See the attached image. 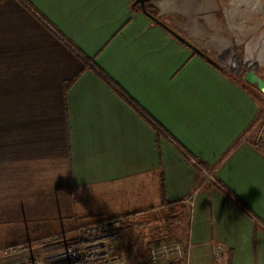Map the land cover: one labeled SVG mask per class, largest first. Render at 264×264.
Masks as SVG:
<instances>
[{
	"label": "crops",
	"instance_id": "1",
	"mask_svg": "<svg viewBox=\"0 0 264 264\" xmlns=\"http://www.w3.org/2000/svg\"><path fill=\"white\" fill-rule=\"evenodd\" d=\"M152 6L218 64L133 0H0V238L122 214L137 232L161 211L191 264L212 246L264 264V153L242 140L264 95L232 71L264 69V0Z\"/></svg>",
	"mask_w": 264,
	"mask_h": 264
},
{
	"label": "rangeland",
	"instance_id": "2",
	"mask_svg": "<svg viewBox=\"0 0 264 264\" xmlns=\"http://www.w3.org/2000/svg\"><path fill=\"white\" fill-rule=\"evenodd\" d=\"M153 9L156 11V14H159L157 8ZM165 17L163 20L170 25L172 23L169 21L171 20V17ZM231 49L236 50L234 48ZM231 49L230 54L233 52ZM252 66L254 67V65ZM208 179H210V177H208L204 172V181L202 185ZM190 199H192V196ZM193 201L194 198L190 203H193ZM164 215L165 213L161 211L151 213L150 217H156L158 219H152L151 222H149L145 227L138 229L139 231L137 230V232L129 229L124 232L123 228L128 217L127 214L118 216H100L87 220L85 219L84 221H81V223L78 222V224L75 225L69 224L70 221H63V219L58 218L55 220L52 219V222H46L45 225H40V228L35 226L34 223H20L18 221L9 223V229L4 232L2 234V238H0V249L11 244L29 242L30 254L39 255L41 257L42 251L51 249L53 236L59 235L61 238L64 237L67 238L66 240L70 241L74 238L73 230L83 224L102 219V217H120L121 226L119 227V255L122 257L123 264H191V246L183 244V241L188 238V229L185 228L184 223L183 228H180L179 226L177 227L174 222L169 221L168 223H165L162 218ZM24 216L26 217L27 214H24ZM28 217L31 216L28 215ZM123 233H125L124 236L127 237L129 235V237H127L126 245L123 243L124 246L121 248V238ZM132 233H136L134 243L131 239V235H133ZM129 240H131L132 243L128 242ZM137 248L141 251V254H139V257L138 254L134 257L133 251L137 250ZM153 249H156L158 253L156 260L152 259L150 256V251ZM226 249L227 248L224 246H212L211 252L209 253V260H207L208 258L206 256V259L203 258L198 262V264H227L230 252Z\"/></svg>",
	"mask_w": 264,
	"mask_h": 264
},
{
	"label": "built area",
	"instance_id": "3",
	"mask_svg": "<svg viewBox=\"0 0 264 264\" xmlns=\"http://www.w3.org/2000/svg\"><path fill=\"white\" fill-rule=\"evenodd\" d=\"M204 47L203 45L202 48ZM242 140L264 153V111ZM205 173L213 178L212 173L207 171ZM190 198L187 199L188 202L192 201ZM120 219L102 217L83 224L73 230L74 238L70 241L63 236L61 238L55 235L52 238L51 249L42 251L41 257L30 254L29 242L8 245L0 249V264H123L119 255ZM150 253L152 259L156 260L158 257L156 249Z\"/></svg>",
	"mask_w": 264,
	"mask_h": 264
},
{
	"label": "water",
	"instance_id": "4",
	"mask_svg": "<svg viewBox=\"0 0 264 264\" xmlns=\"http://www.w3.org/2000/svg\"><path fill=\"white\" fill-rule=\"evenodd\" d=\"M160 0H133V5L137 6L139 5L142 9V11L151 17L153 20H155L157 23L162 25L164 28H166L171 34H173L175 37L180 39L182 42H184L186 45H188L190 48H192L194 51H196L198 54L207 57L211 62L218 64L217 60L210 57L206 54L205 50L202 48L201 45L198 43H195L191 41L189 38L184 36L182 33L174 29L172 26H170L168 23H166L162 19V14L154 15L149 10L150 5H156ZM244 79L253 86H256L260 91H264V72L260 73L258 67H251L250 65H246V69H244Z\"/></svg>",
	"mask_w": 264,
	"mask_h": 264
},
{
	"label": "flooded vegetation",
	"instance_id": "5",
	"mask_svg": "<svg viewBox=\"0 0 264 264\" xmlns=\"http://www.w3.org/2000/svg\"><path fill=\"white\" fill-rule=\"evenodd\" d=\"M152 8H153V6L152 5H150ZM235 56H236V58L237 59H239V62H242L244 59H243V56H242V53L240 52V51H238V52H236L235 53ZM246 65H247V63L246 62H243L242 64H241V67L237 70V69H233L232 71H234V73H236V75H238L240 78H241V81H243V82H246L247 84H249L245 79H244V69H246ZM249 65V64H248ZM225 68H228L229 69V67L228 66H224ZM256 67H258L259 68V71H260V73H262V72H264V69H261V67H259V66H256ZM255 68V67H254ZM263 93V92H262Z\"/></svg>",
	"mask_w": 264,
	"mask_h": 264
},
{
	"label": "trees",
	"instance_id": "6",
	"mask_svg": "<svg viewBox=\"0 0 264 264\" xmlns=\"http://www.w3.org/2000/svg\"><path fill=\"white\" fill-rule=\"evenodd\" d=\"M137 6H138L139 8H141L139 5H137ZM138 7H137V8H138ZM149 10H150L151 13H153L154 15H157V14H156V11H155L151 6H149ZM70 83H71V82L67 83L66 87H67L68 85H70ZM242 84H244L245 86H248V84H247L246 82H242ZM227 264H232L231 257H229Z\"/></svg>",
	"mask_w": 264,
	"mask_h": 264
},
{
	"label": "bare ground",
	"instance_id": "7",
	"mask_svg": "<svg viewBox=\"0 0 264 264\" xmlns=\"http://www.w3.org/2000/svg\"><path fill=\"white\" fill-rule=\"evenodd\" d=\"M161 3H162V1H161ZM202 4H204V3H202ZM208 7H209V6H208ZM208 7H207V8H208ZM202 11H203V10H202ZM198 44H199V43H198ZM199 45H200V44H199ZM205 52H206V50H205ZM249 65H250V64H249ZM236 66H237V65H236ZM239 66H240V65H239ZM239 66H238V67H239ZM250 66H252V65H250ZM238 67H237V68H238Z\"/></svg>",
	"mask_w": 264,
	"mask_h": 264
}]
</instances>
